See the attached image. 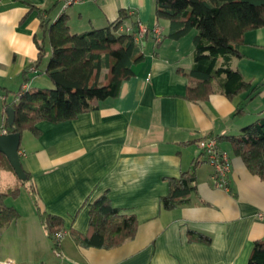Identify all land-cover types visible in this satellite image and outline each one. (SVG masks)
Returning <instances> with one entry per match:
<instances>
[{"label": "crops", "instance_id": "obj_1", "mask_svg": "<svg viewBox=\"0 0 264 264\" xmlns=\"http://www.w3.org/2000/svg\"><path fill=\"white\" fill-rule=\"evenodd\" d=\"M120 11L127 14L123 25L157 26L162 39L156 44L150 34L141 38L144 58L116 96L65 121H39L37 132H21L18 153L24 152L20 161L35 202L21 186L23 209L7 204L18 217L0 229V258L18 264H247L253 242L264 239V179L247 167L229 137L264 115L262 98L254 118L242 121L250 112L243 105L263 92L264 78L246 79L239 66L249 57L243 47L264 49V25L245 32L239 45L244 56L231 60L246 81L263 88L249 101L245 93L228 98L218 89L205 100H191L185 73L192 66L193 35L168 38L169 21L156 17L155 0H83L67 7L54 0H0V93L11 102L20 89L52 88L44 73L50 44L42 18L53 23L64 15L69 31L81 33L107 26ZM39 42L44 56L34 68ZM4 115L0 101V133H7ZM209 136L230 160L227 188L215 186L213 168L197 144ZM185 172L193 174L188 201L164 208L161 198L171 180ZM0 182L6 183L0 191L18 184L2 168ZM103 196L121 214L134 216L135 232L110 247L82 244L79 239L91 230L89 205ZM39 211L60 219L64 236L58 244Z\"/></svg>", "mask_w": 264, "mask_h": 264}, {"label": "trees", "instance_id": "obj_2", "mask_svg": "<svg viewBox=\"0 0 264 264\" xmlns=\"http://www.w3.org/2000/svg\"><path fill=\"white\" fill-rule=\"evenodd\" d=\"M155 15L169 21L168 38L179 39L195 30L192 66L185 73L190 80L186 90L189 99L205 100L216 89L228 98L245 93L246 101L258 93L260 85L246 81L240 70L231 66V60L244 56L239 45L245 32L264 25V0H155ZM126 18L127 14L120 11L118 18L107 26L81 33L69 31L64 15L53 23L42 18L50 44L44 73L53 86L20 89L19 96L11 102L5 100L4 109H14V120L9 125L4 115L2 129L7 133L21 134L25 129L37 132L39 121H65L116 96L121 83L134 74V66L144 58L141 45L135 41L137 22L128 32L119 30ZM148 34L151 32L145 35ZM38 49L34 68L44 56L42 42ZM28 79L26 75L25 80ZM242 109L238 106V111ZM229 138L247 167L264 179V115ZM0 168L16 175L1 152ZM24 172L25 180L16 176L18 184L0 191V229L18 217L16 208L5 203L6 197L17 196L20 187L25 186L35 202L31 176ZM192 177V173L185 172L171 180L170 192L161 198L164 208L188 201L189 192L194 190ZM89 206L91 230L79 239L82 244L110 247L133 236L134 216L121 214L108 198L103 196ZM38 215L52 238L60 219L41 211ZM247 264H264V239L253 242Z\"/></svg>", "mask_w": 264, "mask_h": 264}, {"label": "built area", "instance_id": "obj_3", "mask_svg": "<svg viewBox=\"0 0 264 264\" xmlns=\"http://www.w3.org/2000/svg\"><path fill=\"white\" fill-rule=\"evenodd\" d=\"M59 2L63 7H67L74 3L81 2L83 0H54ZM138 33L135 35V41L140 42L141 38L148 33L151 32V35L156 43H159L162 39V33L159 27L155 26L153 28H147L142 25L141 22H137ZM119 30L121 31H130V26H120ZM33 69V68H32ZM20 93H16L14 97L19 96ZM6 97L4 94L0 93V101H5ZM2 132H6L2 130ZM198 146L202 153L206 156L207 161L211 164L213 171L211 174L212 179L214 180L216 187L227 188L228 186V174L230 172V160L227 157L226 153L221 151L218 147L217 138L209 136L202 137L198 140ZM24 152H19V154H23ZM64 233L62 230H58L53 234V241L55 244H58L63 238ZM57 251V250H56ZM0 264H18L12 258H0ZM34 264H43L42 262H37Z\"/></svg>", "mask_w": 264, "mask_h": 264}, {"label": "rangeland", "instance_id": "obj_4", "mask_svg": "<svg viewBox=\"0 0 264 264\" xmlns=\"http://www.w3.org/2000/svg\"><path fill=\"white\" fill-rule=\"evenodd\" d=\"M195 34V30H192L189 32V35H194ZM250 35V34H249ZM243 49L245 50L246 54H248L249 57L247 58H243L240 61L239 66H241L242 68V72L244 74V76L246 77V79L248 78H252L253 82L259 81L262 82L261 80L264 78V49L263 50H255V48L253 47H243ZM259 78V79H257ZM262 86H260V89ZM264 93V89L262 93H259L257 96L261 95ZM257 96L252 100L253 102L251 103V101L245 105H243V108L246 106L247 109H249L248 111L250 112H246L245 115H243V122H247L248 119L251 120L252 116H255V111L258 109V107H261V103L258 104L259 101L262 100V98H257ZM254 118V117H252ZM6 183H2L0 182V189L4 188ZM26 193L24 191V189H22L20 195L18 196H8L7 200H5L6 204H12L15 205L17 208H19L20 210L23 209V203L26 201ZM2 242V241H1ZM33 254V253H32ZM31 254V255H32Z\"/></svg>", "mask_w": 264, "mask_h": 264}, {"label": "water", "instance_id": "obj_5", "mask_svg": "<svg viewBox=\"0 0 264 264\" xmlns=\"http://www.w3.org/2000/svg\"><path fill=\"white\" fill-rule=\"evenodd\" d=\"M5 112L7 115V123L9 125H12L14 120V109L12 107H8ZM19 143L20 133H0V152L7 157L16 176L21 180H25L26 174L22 168L20 156L18 153Z\"/></svg>", "mask_w": 264, "mask_h": 264}]
</instances>
